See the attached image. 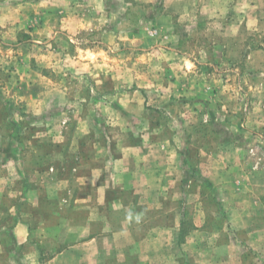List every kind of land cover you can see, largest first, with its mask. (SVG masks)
<instances>
[{"label":"rangeland","instance_id":"obj_1","mask_svg":"<svg viewBox=\"0 0 264 264\" xmlns=\"http://www.w3.org/2000/svg\"><path fill=\"white\" fill-rule=\"evenodd\" d=\"M0 264H264V0H0Z\"/></svg>","mask_w":264,"mask_h":264},{"label":"crops","instance_id":"obj_2","mask_svg":"<svg viewBox=\"0 0 264 264\" xmlns=\"http://www.w3.org/2000/svg\"><path fill=\"white\" fill-rule=\"evenodd\" d=\"M18 224L16 225L14 231L12 232L13 233V242H14V247H20V246H23V245H32V243H34L35 241L34 240H37V238H34V236H32L34 232H37L38 234H36V237L37 235H39V231H40V236L38 237H41L42 239H49L48 235L49 234V231L46 233V235H44V230H40L37 226H34L32 225L31 222H29L28 220L25 219L23 213L21 212V215L19 216L18 218ZM60 225V224H59ZM58 225V226H59ZM95 239V237L89 235V236H86L84 239H82L83 243H84V246L86 247V245H89L92 243V241ZM45 241V240H43ZM42 242V240H41ZM80 243L79 242H76V243H72V245H70L71 248H74L75 246H77L76 244ZM25 258H28L29 256L28 255V252H26L25 254Z\"/></svg>","mask_w":264,"mask_h":264}]
</instances>
